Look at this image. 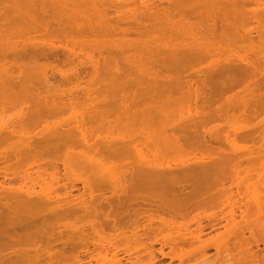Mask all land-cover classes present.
<instances>
[{
  "label": "bare ground",
  "instance_id": "1",
  "mask_svg": "<svg viewBox=\"0 0 264 264\" xmlns=\"http://www.w3.org/2000/svg\"><path fill=\"white\" fill-rule=\"evenodd\" d=\"M263 76L264 0H0V264H264Z\"/></svg>",
  "mask_w": 264,
  "mask_h": 264
},
{
  "label": "rangeland",
  "instance_id": "2",
  "mask_svg": "<svg viewBox=\"0 0 264 264\" xmlns=\"http://www.w3.org/2000/svg\"><path fill=\"white\" fill-rule=\"evenodd\" d=\"M164 2H165V0H164ZM162 4L164 5V4H166V3H163V1H162ZM61 51H63V50H60L59 52H58V54H61ZM263 72V71H262ZM263 79H264V76L262 77ZM59 79H57V81H58ZM72 85H70V86H68L67 88H69V87H71ZM72 88V87H71ZM80 93V92H79ZM76 94V93H75ZM77 95H78V93H77ZM81 95V94H80ZM80 95H78V96H80ZM68 115H66L65 117H67ZM262 116H263V114H262ZM261 116V117H262ZM260 117V116H259ZM258 117V118H259ZM264 118V117H263ZM256 121H258V119L256 120ZM254 123H255V120H254ZM249 131H251V130H249ZM245 143V142H244ZM244 143H242V142H239V146H241L242 148H245L246 146L248 147V148H250L249 146H251V143L252 144H254V145H256L255 143H253V142H249L248 144H244ZM254 145L251 147V148H253L254 147ZM63 182H61V184H62ZM60 190V189H59ZM61 191V190H60ZM62 193H63V190H62ZM74 194H78L76 191H74L73 192ZM215 234V233H214ZM214 234H212L211 236H214ZM261 248H263V244L261 245ZM213 251H211L210 253H209V256H212L213 255ZM169 262H170V260H166V262H164L163 264H169ZM177 261H175L173 264H179L178 262L176 263Z\"/></svg>",
  "mask_w": 264,
  "mask_h": 264
}]
</instances>
